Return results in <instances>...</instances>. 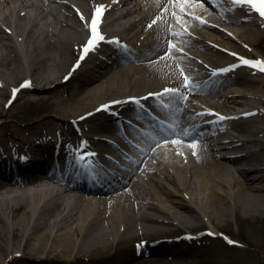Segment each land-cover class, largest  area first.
<instances>
[{
    "label": "bare ground",
    "instance_id": "1",
    "mask_svg": "<svg viewBox=\"0 0 264 264\" xmlns=\"http://www.w3.org/2000/svg\"><path fill=\"white\" fill-rule=\"evenodd\" d=\"M11 1L18 3L0 6V97L7 88L17 86L10 78L15 81L22 74L33 84L22 92L37 91V98L31 100L53 104L57 116L71 119L86 112L74 115L76 111L60 97L50 98L53 92L56 94L55 87L64 83V74L59 76L60 69L56 68L67 63L70 47L83 35L80 16L90 12L96 1L106 2L108 11L116 10L111 21L113 36L129 45L127 50L117 45L95 62L92 74L83 82L84 91L106 93L107 101L140 97L174 84L179 88L176 96L170 94L168 98L171 119H165L169 128L163 126L161 132L154 126L155 133L148 131L144 143L136 142L139 152L131 154L134 164L125 162L120 170L110 173L112 167L106 162L94 176L70 177L59 190L48 186L51 184L42 176L46 174L43 168L51 163L49 156L33 162L26 171L29 175L24 171V177L13 173L0 177L1 252L22 251L13 239L23 234L22 255L36 259L38 264H66L81 257L91 258V264H164L167 257L163 254L167 252L184 256L193 250L188 242L171 239L175 229L192 232L193 219L207 218L211 223L216 211L225 213L229 208L264 210V126H253L254 132L249 133L247 122L239 120L253 110L264 113V97L258 95L264 88V78L251 77L236 58L238 40L247 39L249 23L245 21L249 15L245 10L229 0H188L185 5L178 0H78L75 9L65 4V12L50 3L63 0ZM182 7L186 15L180 14ZM252 20L261 34V25ZM188 26L193 38L190 32L188 35ZM179 29L181 35H173L180 33ZM169 43L178 51L170 52ZM223 47L235 53L234 57ZM177 58L183 62L178 63ZM124 60H136L133 63L137 64L123 65ZM220 65H236L235 74L227 79L226 75L211 77V70ZM183 75H189L191 84L198 87L180 85ZM80 92L73 93L80 97ZM184 92H190L186 106L180 98ZM219 116L226 119L218 120ZM102 117L98 113L85 121L94 128L91 137L99 140L103 152L112 157L113 144L123 134L103 124ZM44 118L50 124L52 149L61 151L62 139L53 132L59 124L53 118ZM193 120L196 124L191 123ZM227 121L232 122L230 131L223 130ZM235 132L255 137L252 142L261 153V167L241 166L249 164L248 155H227V138ZM132 135L129 131L123 137ZM19 140L22 149L30 146L28 140ZM234 141L235 148L252 143ZM191 143L196 144L195 149L189 146ZM2 149L9 153L12 148L4 142ZM71 169L72 165L63 160L61 172Z\"/></svg>",
    "mask_w": 264,
    "mask_h": 264
},
{
    "label": "rangeland",
    "instance_id": "2",
    "mask_svg": "<svg viewBox=\"0 0 264 264\" xmlns=\"http://www.w3.org/2000/svg\"><path fill=\"white\" fill-rule=\"evenodd\" d=\"M246 37L247 39L242 41L241 47L239 46V48L247 52V55L264 54V35L262 37V34L259 33L254 25L248 24ZM98 58L99 56H92L77 71L73 78L64 84L57 85L55 87L56 94L53 92L50 99L58 100L57 97H60L65 105L72 107L73 111H76V113H74V115H76L83 111L93 109L96 102L108 98L106 93L92 95L86 90L84 91L83 88V82L92 74V67L95 64V60H98ZM70 61L68 60L67 63L65 61V65L56 68L57 71L60 69V73H58L59 76L66 71ZM134 61L136 60H124L121 64H137L133 63ZM23 77L24 75L21 74L15 81L13 78H10V82L14 84L19 83ZM251 77L253 76L251 75ZM255 77L261 78L262 76L260 77L259 73H256ZM52 89L53 88H51V91ZM76 90L81 91L80 97H75L73 92ZM39 92L41 93V91ZM9 93L10 90L6 89L0 97V148L3 146L4 142L13 147L21 146L19 139H27L29 136L36 137L44 134L50 127V124L43 120L44 116H47L48 118H53L56 124L61 123V130H63L62 136L66 138L64 146L69 149L68 153H74L78 144L77 137L75 134L68 131L69 123L66 116V118L57 116L53 104H49L46 100H31V98L34 99L38 96V92L35 90L20 92L18 98L7 108L5 102ZM47 93L43 92L42 95ZM49 94H51V92ZM258 95L264 97V88L258 91ZM96 97L100 98L94 101ZM76 98L78 100L74 101ZM47 117L44 119L46 120ZM258 125L264 126V116L261 117V119H255L254 127ZM251 127L252 126L248 125L249 129ZM66 132L69 133L67 134ZM96 144L98 145V143ZM66 157L67 154L64 155L62 159ZM26 175H29V172H27ZM21 210L22 209L18 212L21 213ZM218 212L216 211V213H214L211 223L207 218L193 219L192 224L195 226L193 230L195 232L201 230L200 233L210 230L217 234L216 230L219 229L228 232L232 237L238 240L240 245H230L219 237H206L205 239L187 244L193 249L187 255L183 256L171 254L169 252L163 254V256L167 257V262L164 264H264V210L251 212L242 208L237 211L229 208L225 213L220 211L219 214H217ZM5 215L9 220H12L8 213H5ZM210 224H212V226ZM183 231L184 230L175 229L171 232V236L174 238L178 237ZM9 234H11V230ZM13 241L17 248L22 250L20 253H23L25 248L23 247L25 241L24 235H19V237L13 239ZM0 257L2 260L1 264H38L36 259L25 255L14 257L13 253L0 251ZM88 258L89 257H81L79 261H73L71 259L66 264H91L92 260Z\"/></svg>",
    "mask_w": 264,
    "mask_h": 264
},
{
    "label": "snow or ice",
    "instance_id": "3",
    "mask_svg": "<svg viewBox=\"0 0 264 264\" xmlns=\"http://www.w3.org/2000/svg\"><path fill=\"white\" fill-rule=\"evenodd\" d=\"M178 2L181 4V5H185L188 3V0H178ZM203 2H205V0H203ZM239 2L241 3H246L248 5L251 6V8L260 15V17L264 18V0H239ZM175 14V13H174ZM181 15H186L183 7L181 8ZM101 16V7H98L96 10H95V16L94 18L92 19L91 21V38L88 39L86 45L84 46L83 48V51H82V54L80 56V60L82 61L84 58H85V55L93 50L95 47L98 46L97 43L95 42H98V41H103V36H98V33H97V21L98 19L100 18ZM195 19V18H193ZM200 23H204L203 21H200ZM152 24H156V21L153 20L152 21ZM151 27V25H150ZM173 35L175 36H179L181 35V33H173ZM186 42V41H185ZM169 51L172 52V51H178L176 49H174V46L169 43ZM79 63V62H78ZM241 63L243 65H249V66H252L253 68H259V70L261 72H264V62L260 61V60H256V61H252V60H248V59H242L241 60ZM236 67V65H233L231 66V69H234ZM230 68H224V69H221L219 70V72H228L229 70H231ZM211 75L213 77H215L216 75H218V72L217 71H213L211 73ZM69 77H65V79H68ZM184 87L185 88H189V89H193V88H197L198 85H194V84H190L189 83V78L187 76L184 77ZM29 83L28 82H24V84L21 85V87H29ZM16 89L13 90V97L15 96V93H16ZM171 94L172 96H176L178 93H177V90L176 89H164L163 90V93L161 94H156V95H169ZM152 95V94H150ZM180 98L183 99L184 97L182 95H180ZM145 99H147V97H145ZM132 100H135V103L137 104H140V100L138 99H135V98H129V101H126V102H132ZM11 103V101L9 102ZM118 103H124V102H121V101H115V102H112L111 104L109 105H102L101 108L97 109V111H103V110H107L109 108L112 107V104H118ZM85 117H82L81 119H84ZM226 119L225 117L223 116H219L218 117V120H224ZM173 143H178V141H173ZM190 147H192L193 149H195L196 147V144L195 143H191L189 145ZM193 154L195 155V152H193ZM88 155H92L91 153H88ZM209 235H213V233H208ZM143 242H141L140 245H137V247L139 248L141 245H142ZM228 243H233V241L231 240H228Z\"/></svg>",
    "mask_w": 264,
    "mask_h": 264
}]
</instances>
